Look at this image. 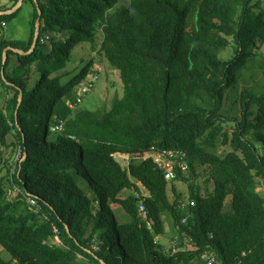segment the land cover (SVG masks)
Instances as JSON below:
<instances>
[{
    "label": "trees",
    "instance_id": "16d2710c",
    "mask_svg": "<svg viewBox=\"0 0 264 264\" xmlns=\"http://www.w3.org/2000/svg\"><path fill=\"white\" fill-rule=\"evenodd\" d=\"M123 1L23 0L34 11L28 41H0V146L11 135L20 150L0 178V246L13 262L0 264H201L208 252L215 264H264V199L256 191L264 180V64L261 81L224 110L241 74L256 69L264 0ZM9 2L0 11L18 0ZM21 7L0 15V24ZM37 18L33 51L16 53L30 49ZM85 44L123 85L104 113L69 107L87 94L77 86H94L93 59L65 83L58 75ZM230 45L233 56L221 61ZM152 147L185 153L187 170L175 167L173 180L188 185V201L171 186L170 202L165 171L144 157ZM115 155L129 158L126 168ZM202 172L204 189L196 185ZM113 206L127 216L122 223ZM163 213L172 218L174 245L163 242Z\"/></svg>",
    "mask_w": 264,
    "mask_h": 264
},
{
    "label": "rangeland",
    "instance_id": "374dc122",
    "mask_svg": "<svg viewBox=\"0 0 264 264\" xmlns=\"http://www.w3.org/2000/svg\"><path fill=\"white\" fill-rule=\"evenodd\" d=\"M127 0H124L123 3H126ZM120 2L116 7H120ZM31 4L28 2H25L21 10L19 11L17 17L13 19L12 21H7L6 28L1 26L0 24V41L3 38L11 39V40H17V41H28L29 34H30V21L32 20L33 12L30 13L31 10ZM102 40V34L99 32L97 36V42L100 44ZM230 40V39H229ZM235 50L234 45H230L228 49L222 51L219 54V58L221 61H227L233 56V52ZM90 59L94 60V65L91 68L90 74L88 76V79L90 81L94 80V86L92 89L87 92V94L84 96L82 102L78 105V109L87 110L91 112H100L104 113L106 111H109L111 108L112 102L115 99H120L123 96V85L120 79V75L118 70L110 66V64L103 59V56L98 55V53L92 52L90 50V45H79L78 50L75 49L73 53V57L71 62L67 65L66 69L62 70L58 75L63 77V83L67 81L68 78H72L83 66L84 64L89 61ZM17 62L16 57H14V63ZM254 64L256 65V69L248 68L246 69L240 76V80L237 86V89L235 91H231L230 96L227 100V102L224 103V110H228L230 108L231 101L234 100V96L238 95L243 89L249 88L259 81H261L260 76V70L258 67L260 65L264 64V44L262 48L260 49L259 53L256 56ZM249 66V65H248ZM37 79V73H33L32 82ZM78 87H76L75 91L80 96L82 93V90L85 86L82 87L80 90H78ZM79 87V88H80ZM85 91V89H84ZM5 101V92L1 90L0 88V107L3 106ZM233 114L239 115L240 114V107L239 105L236 106L235 110L233 111ZM231 124H228L226 126V129L231 133L232 127H230ZM15 139L10 135L6 139L7 146H0V178H4L7 175V171L9 168L15 167V161L18 158L19 151L16 149L15 145ZM230 148H218V153H223L229 151ZM117 161L120 162L121 166L123 168L127 167L129 158L127 156H114ZM206 176L204 175V172H202V176L196 181V185H199L201 189H204V180ZM257 192L258 194L264 199V180H257ZM78 185L81 187V189L88 195V197L91 200L98 199L96 194L91 189L90 185L84 181L82 176H78ZM171 186H173L176 189V192L180 195L181 201L186 202L189 198V188L186 183H183L179 180H172L168 182V196L170 202H173L175 196L171 192ZM7 189L9 188V185L6 184ZM209 191L212 190V185H208ZM12 192L11 190H9ZM126 192V193H125ZM123 193H125L124 196L130 194L132 190H125ZM14 193V192H12ZM122 193V194H123ZM99 202V199H98ZM98 202L95 203V205L98 206ZM226 204L229 206L230 204V197H227ZM116 218L119 220V223H122L123 218L127 217L121 212L120 207L115 208V206L112 207ZM162 219L165 224V236L163 242H167L171 244L170 242H173L174 238L176 237L174 227H173V221L170 217L169 213H163ZM166 239V240H165ZM55 244H59L58 240H54ZM173 245V244H172ZM0 258L6 262H12L11 256L0 246Z\"/></svg>",
    "mask_w": 264,
    "mask_h": 264
},
{
    "label": "built area",
    "instance_id": "2783aa9c",
    "mask_svg": "<svg viewBox=\"0 0 264 264\" xmlns=\"http://www.w3.org/2000/svg\"><path fill=\"white\" fill-rule=\"evenodd\" d=\"M1 26L4 27V23H1ZM48 37L45 36V39L41 40L42 42L47 40ZM91 82H94L92 80ZM85 86L84 89L82 90L81 95L84 96L90 89V86L87 85H82ZM82 87H80L81 89ZM81 103V98H78L76 103L69 104V107L71 109H75L76 106ZM62 126L59 125L58 129H61ZM149 156L152 160L153 163L160 169L165 171V179L167 181H171L175 178L176 172H175V167H177L180 171L185 172L187 170V164L184 161L185 159V153L181 151H175V150H166V149H157L155 147H152L149 151V153H145L144 157ZM28 202L32 207H37L36 202L34 199L29 198ZM191 205H193V202H190ZM185 208V207H183ZM139 214L140 217L145 220L146 219V212L144 209V206L142 203L139 205ZM150 226V224H147ZM174 245V242H173ZM216 262V257L215 254L212 252H208L205 254L203 258V262L201 264H215Z\"/></svg>",
    "mask_w": 264,
    "mask_h": 264
},
{
    "label": "water",
    "instance_id": "95a60500",
    "mask_svg": "<svg viewBox=\"0 0 264 264\" xmlns=\"http://www.w3.org/2000/svg\"><path fill=\"white\" fill-rule=\"evenodd\" d=\"M22 4H23V0H18L17 4L13 8H11V9H9L7 11H0V15L11 14V13L15 12L18 8H20L22 6ZM40 14H41V12H40V10H38V15L40 16ZM39 25H40V19L37 18L36 21H35V26H36V28H35V34H34L33 41H32V44H31L30 49L27 52H23V51H20V50L13 49L16 53H19V54L24 55V54H28V53H30V52L33 51V49H34V47L36 45V40H37V36H38ZM7 50L8 49H4V51H3V54H2V65L5 64ZM2 75H3V69H2ZM22 97H23V95H22V93H20L19 94V101H18L19 103H21ZM24 158H25V153L23 155V159Z\"/></svg>",
    "mask_w": 264,
    "mask_h": 264
},
{
    "label": "crops",
    "instance_id": "0c3cea01",
    "mask_svg": "<svg viewBox=\"0 0 264 264\" xmlns=\"http://www.w3.org/2000/svg\"><path fill=\"white\" fill-rule=\"evenodd\" d=\"M11 5L9 0H0V6H8ZM32 8V7H31ZM33 12L32 9L30 10V13ZM6 28V25L4 26V29Z\"/></svg>",
    "mask_w": 264,
    "mask_h": 264
},
{
    "label": "bare ground",
    "instance_id": "6f19581e",
    "mask_svg": "<svg viewBox=\"0 0 264 264\" xmlns=\"http://www.w3.org/2000/svg\"><path fill=\"white\" fill-rule=\"evenodd\" d=\"M175 151H179V150H175ZM182 152V151H181Z\"/></svg>",
    "mask_w": 264,
    "mask_h": 264
},
{
    "label": "clouds",
    "instance_id": "9594fccd",
    "mask_svg": "<svg viewBox=\"0 0 264 264\" xmlns=\"http://www.w3.org/2000/svg\"><path fill=\"white\" fill-rule=\"evenodd\" d=\"M19 153H20V150H19Z\"/></svg>",
    "mask_w": 264,
    "mask_h": 264
}]
</instances>
